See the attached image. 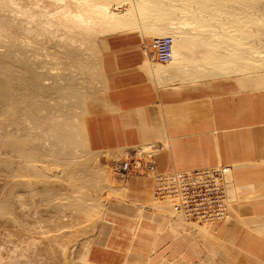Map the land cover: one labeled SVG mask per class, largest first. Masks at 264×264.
Here are the masks:
<instances>
[{"label":"bare ground","instance_id":"obj_1","mask_svg":"<svg viewBox=\"0 0 264 264\" xmlns=\"http://www.w3.org/2000/svg\"><path fill=\"white\" fill-rule=\"evenodd\" d=\"M160 1L150 2L153 3V8L158 9V16L154 14L155 21H158L154 31L157 34H172L163 35L172 37V57L167 62L168 66L183 69L187 75L191 74L189 70H196L197 75L204 78L236 75L252 69L246 63L238 61L240 53H230L229 56L222 54L224 50H231L228 47L222 46V50L220 46V54L213 51L216 46L214 41H217L216 37L220 33H225L226 43L232 45L231 48L237 52H246V48L235 46H250V50H256L257 38L253 37V32L256 31L262 36L264 46V2L165 0L167 3L162 4ZM136 6H139L138 9ZM141 6L139 3L134 5V0H0V176L5 180L9 191L18 187L30 189L41 181L45 184L51 182L52 180H48L51 173L46 174L43 169H52L37 164L39 161L46 162V157L55 166L65 165L60 167L61 172L67 165L78 163L79 175L76 174L71 179L74 193L58 207L68 205L76 213V218L77 215L88 218L93 214L91 199L97 197V188L104 187L106 181H100L99 178L106 171L93 164L87 166L86 160L79 157L77 148L84 141L86 151L89 150L80 115L85 112V96L89 94L87 88H91V81L97 74L99 76V52L95 39L97 36L139 27L138 11L145 7ZM155 24L151 26L152 29ZM198 42L201 46H206L205 50L201 47L203 50L199 65L193 61L194 67L198 65L200 68L197 66L193 69L191 66L188 69L189 63L185 65L192 57L190 46ZM86 50L92 52L94 59L88 58L89 52ZM43 93L47 94L46 99ZM35 128L39 130L41 137L34 135ZM137 145L131 149V152L135 151L133 157L130 153L119 162V174L125 176L140 172L138 175L151 176L153 195L161 200H173L171 209L182 219L191 220L173 209V198L156 196L155 177L160 173L155 170L158 146L153 143ZM138 150L141 152L138 153ZM144 151L152 154L149 165L138 157ZM229 174L227 186L230 183ZM96 181L99 185L95 186ZM116 187L119 189L121 186ZM13 191L9 196H14ZM9 207V204L0 200V216H4L9 222L16 221L10 214ZM58 250L69 261L68 245L62 243Z\"/></svg>","mask_w":264,"mask_h":264},{"label":"crops","instance_id":"obj_2","mask_svg":"<svg viewBox=\"0 0 264 264\" xmlns=\"http://www.w3.org/2000/svg\"><path fill=\"white\" fill-rule=\"evenodd\" d=\"M135 30L105 36L99 57L101 90L84 109L89 118L83 120L88 149L117 154L124 151L123 147L136 144L153 143L159 148L154 141H162L156 172L217 165H230L231 170L226 216L211 222L205 235L191 225L194 222L171 209V200L153 195L151 176H116L115 180L122 181L121 187H112L111 196L118 201L114 206L113 202L106 205L104 217L127 219L126 226L133 233H146L134 252L136 256H130L133 245L129 244L124 263L196 264L204 244L219 240L264 264V91L181 93L177 89L199 80L189 78L196 77V70H189L187 75L183 69L154 62L151 41L143 42V46H109L108 36L133 35ZM231 76H235L236 88H259L248 87L258 83L247 75ZM127 198L131 204L125 203ZM112 230L113 223L101 221L99 234L90 244L106 246ZM90 254L88 246L86 256Z\"/></svg>","mask_w":264,"mask_h":264},{"label":"rangeland","instance_id":"obj_3","mask_svg":"<svg viewBox=\"0 0 264 264\" xmlns=\"http://www.w3.org/2000/svg\"><path fill=\"white\" fill-rule=\"evenodd\" d=\"M146 1L139 0L138 2L137 0H134V5L139 3L140 5L145 6L144 8L141 6L142 8H140L138 11V15H139L138 19L139 18L140 19L137 21H139L138 23L139 27H137L136 25L137 28L134 34L128 36H120V37L108 36L107 40L109 46H143L142 44L143 42L144 43L150 42L151 39L155 36H163V35L172 36L171 33L157 34L155 32L156 31L154 28L156 27L155 23L158 22L155 21L156 19L155 16L157 15L158 9L152 7L153 3L150 2L151 0H148L147 2ZM159 1L160 0H158V2ZM167 1L161 0L160 2H162V4H165L167 3ZM260 1L261 3L264 2V0H260ZM151 8L155 9L156 12ZM91 9L92 8H90V10ZM146 20L150 22L148 23V21ZM152 22H154L153 24H155V26H153V29L151 27L153 25ZM223 23L224 20H222V24ZM148 24L149 25L152 24V25L149 26ZM219 29H223V28L219 27ZM253 33L255 34L253 37L257 38V43H258L256 50H252V49L250 50V46H235L237 48L238 47L246 48V52H237V50L231 48L232 45L230 46L229 44L226 43L225 41V39L227 38L225 36L226 34L220 33L219 36L216 37L217 41H214V44L216 46H214L215 49H213V51H216V53L224 52L222 54L224 55L226 54L228 56L230 55V53L232 54L240 53L238 61L242 64L246 63L252 69L250 70L249 68L247 71L244 70L238 72L237 74H243L245 77L247 75L249 76L248 79L250 78L252 81H256L258 83V86H248V87H259V88H247V89L236 88L237 84L236 86L234 85V82L236 81L235 76H231V75L227 77L204 78V77H199L200 74L198 75L196 74L197 77L195 78L196 79L199 78V80L196 82L195 85L183 86L181 89H177V90L181 93H203V94L233 93V92L250 91V90L264 91V46H262V36L260 35V33L256 31H254ZM104 39L105 36H97V38L95 39V42L97 44L96 47H98L97 49L99 52L97 55L98 58L96 57L98 60L97 63L99 65L98 66L99 76L97 74V76H95L94 79L91 81L92 87L87 88L89 90L88 92L89 94L85 96L86 110L88 108V102L90 98L95 93L101 90L100 71L102 70V68H101V64L99 63V61L101 62V58L99 60V57L104 49ZM222 46L224 48L228 47L231 50L222 51L223 50ZM201 47H203V49L205 50L206 46H201L199 42L196 45L194 44L193 46H190V53L192 57L186 63V65L189 63L187 66L188 68L192 66L194 69L197 68V66L199 65V61H201L202 58L200 57V55H202L201 51L203 50L201 49ZM219 47L222 50L221 49L219 50ZM86 51L89 52L88 58L91 60L94 59L92 52L89 50ZM193 61L194 62L196 61L195 63L198 64V65L196 64L197 65L196 67H194L195 63ZM198 68H200V66H198ZM88 82L89 81H87L86 84H88ZM42 95H45V99L47 98L46 93L45 94L43 93ZM83 113L84 112H82L80 116L82 120H84V118L86 120L87 118L85 116L86 113L84 114ZM88 119L89 118H87V120ZM33 132L35 136L41 137L39 130L37 128H35ZM43 139H45V136H43ZM154 143L159 145V149H160L159 156H160L163 151L164 144L162 141L160 142L154 141ZM80 144L81 145L77 148V153L79 157L82 158V160L84 159L86 160V165L89 166L90 164L91 165L93 164L106 171L105 175L103 174L102 178L100 176L99 179H101L100 181H102L103 179V182L106 181L107 184L104 183V187L97 188L96 190L97 192L95 194L97 197H93L91 199V203L93 204L94 207L93 214L90 215L88 218H85L84 216L83 218L79 217L80 215H77L76 218L75 215L76 213L73 212V209L71 207H68V205L67 206L63 205L62 207H58V205L67 202L68 199L72 197L74 193V190L72 188L73 185L71 184L73 180L71 179L72 176H75L76 174L79 175L78 170L80 169L79 168L80 165H78V163L76 164L72 163L69 166L67 165L65 167V170L61 172L60 167H63L65 165L59 164L58 166H55L53 165V162L49 159V157H46L45 158L46 162L39 161L41 163L38 162L37 164L52 169V170L43 169L44 173L46 174L51 173L50 175L52 179L49 178L48 180L49 181L52 180V181L51 182L48 181L49 182L48 184H45L43 183L44 181L43 182L41 181V183L33 185L31 187L32 189L31 188L25 189L24 187H18V189H15L14 191L13 190L9 191L10 189L8 185L5 183V180L2 178V176H0V200H3L7 204H9L10 206L9 209L11 210L10 214H12V217L16 219V221L10 220L9 222V220H7L4 216H0V264H5V263L6 264L7 263L8 264H125L124 257L126 255V251L127 248L129 247V244L133 245V247L130 248L131 250V252H129L130 256H136L134 252L136 251V248L142 237L146 236V233L145 232L133 233L134 231L131 230L129 226H126L128 221L127 219L126 221H121V219L113 218L111 216L104 217L106 211V205L112 206V202H113V206H114V204L118 201L113 196H111V192H112L111 188L116 186L120 187L122 182L119 181L118 179L115 180L116 176L120 175L117 170V167L119 166V162L122 159L126 158L128 154L131 153V149L134 148L135 145L129 147H123L124 151H119L115 156L114 154H110L107 152H98V151L91 152L89 150L86 151L87 149L85 147V142L83 141V143L81 142ZM158 171L167 172L169 170L158 169ZM53 172H55L56 174H54ZM138 173L140 174V172H135L134 174L138 175ZM52 175H54L55 177L54 176L52 177ZM107 181L109 182V184ZM94 185L95 186L99 185V183L96 181ZM47 187H49V189H46ZM31 190L33 191L32 193ZM12 191L14 198L9 196L10 192ZM126 201H127L125 202L126 204L127 203L131 204V199ZM119 202L121 203L122 200H120ZM172 202L173 200H171V204ZM64 209L65 210L68 209V210L65 211ZM147 209H151V207L148 206ZM69 211H71V213H69ZM101 221L107 223H113V228L115 231L114 232L112 230L106 237L105 240L106 246L105 245L96 246L93 243L90 244L92 242L93 237H96L99 234V225ZM72 223L75 224L77 223V224L75 225ZM197 224L200 223L194 222L193 226L198 228L199 231L200 229L204 231L203 235L207 234L208 229L206 228H209L210 223L207 222L205 223L204 226L201 227L198 226ZM71 225L72 227H70ZM143 227H146V223L143 224ZM206 237L207 235L204 238L206 239ZM62 243L68 245L69 261L65 260L62 252L61 251L59 252L58 250L60 249V244ZM88 246L91 247V254L86 256V251L88 249ZM235 261L237 264H260L254 262L251 258L244 256L242 253L237 252L236 249L230 247L229 244L222 243L219 240L209 241L204 244L202 257L196 262V264H203L204 262H205L204 264H236ZM126 264H134V263H126Z\"/></svg>","mask_w":264,"mask_h":264},{"label":"built area","instance_id":"obj_4","mask_svg":"<svg viewBox=\"0 0 264 264\" xmlns=\"http://www.w3.org/2000/svg\"><path fill=\"white\" fill-rule=\"evenodd\" d=\"M153 60L167 63L172 57V37H153L150 44ZM134 150L131 157L134 156ZM141 150H138L140 153ZM150 153V154H148ZM140 159L149 165L152 154L144 151ZM230 165H217L182 171L158 173L156 180V196L173 198V209L182 212L194 221L223 220L226 214V186Z\"/></svg>","mask_w":264,"mask_h":264}]
</instances>
